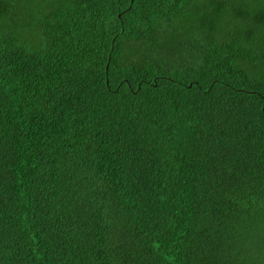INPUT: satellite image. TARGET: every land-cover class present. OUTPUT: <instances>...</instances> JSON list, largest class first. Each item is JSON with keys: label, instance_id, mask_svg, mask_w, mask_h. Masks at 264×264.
I'll list each match as a JSON object with an SVG mask.
<instances>
[{"label": "trees", "instance_id": "trees-1", "mask_svg": "<svg viewBox=\"0 0 264 264\" xmlns=\"http://www.w3.org/2000/svg\"><path fill=\"white\" fill-rule=\"evenodd\" d=\"M0 264H264V0H0Z\"/></svg>", "mask_w": 264, "mask_h": 264}]
</instances>
